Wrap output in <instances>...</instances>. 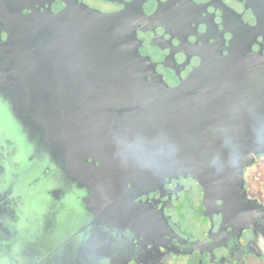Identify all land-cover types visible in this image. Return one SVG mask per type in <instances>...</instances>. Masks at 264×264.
Returning <instances> with one entry per match:
<instances>
[{
  "label": "flooded vegetation",
  "instance_id": "1",
  "mask_svg": "<svg viewBox=\"0 0 264 264\" xmlns=\"http://www.w3.org/2000/svg\"><path fill=\"white\" fill-rule=\"evenodd\" d=\"M30 1L52 12L79 3L105 14L130 7L143 13L138 52L170 90L183 91L182 82L202 60L227 55L234 40L241 50L264 54V36L252 31L257 24L264 29V0ZM162 90L142 88V98L151 101L143 104H162L168 98ZM245 90L213 87L207 95L175 98L179 104L189 100L191 107L207 98L211 106L230 109L244 103L235 92ZM5 105H0V264H264V153L238 156L232 150L237 145L228 143L222 168L168 177L161 159L150 166L132 158L162 156L154 134L142 135L145 142L133 150L100 127L90 149L71 152L58 144L46 150L38 136L24 138ZM111 114L106 112L108 120ZM240 136L224 138L233 142Z\"/></svg>",
  "mask_w": 264,
  "mask_h": 264
},
{
  "label": "water",
  "instance_id": "2",
  "mask_svg": "<svg viewBox=\"0 0 264 264\" xmlns=\"http://www.w3.org/2000/svg\"><path fill=\"white\" fill-rule=\"evenodd\" d=\"M29 2L0 0V33L6 34L5 40L0 38V105L6 103L24 138L38 136L46 150L58 149L60 144L72 152L86 145L90 149L102 127L104 132L110 129L119 143L131 145L126 149L139 150L137 144L145 142L142 135L154 134L158 139L151 141L162 144L157 147L162 156L132 158L150 166L154 159H161L168 177L177 172L197 176L209 166L222 168L228 143L237 145L232 150L238 156L244 151L252 156L264 153L261 50H241L234 40L227 55L218 53L202 60L182 82L183 91L170 90L138 52L136 30L143 13L130 7L105 14L79 3L52 12ZM23 9L31 10L23 13ZM252 31L264 36L258 24ZM149 86H160L168 98L162 104H143L151 101L144 100L140 90ZM226 86L246 87L235 92L244 101L241 106L214 107L203 98L191 107L189 100L179 104L175 98L178 93L207 95L213 87ZM108 110L113 113L110 120ZM228 110L237 113L231 115ZM100 113L102 122L98 123ZM228 134L242 136L228 142L224 138Z\"/></svg>",
  "mask_w": 264,
  "mask_h": 264
}]
</instances>
